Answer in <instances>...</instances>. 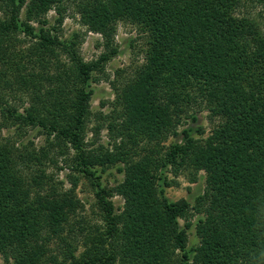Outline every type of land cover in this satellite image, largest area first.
I'll return each mask as SVG.
<instances>
[{
	"label": "trees",
	"instance_id": "trees-1",
	"mask_svg": "<svg viewBox=\"0 0 264 264\" xmlns=\"http://www.w3.org/2000/svg\"><path fill=\"white\" fill-rule=\"evenodd\" d=\"M74 2L81 24L104 38L95 61L81 56V36L68 40L49 25L53 10L63 25L65 0H0V130L39 128L47 140L40 148L0 140V256L8 264H264V0L257 18L240 14L242 0ZM121 22L136 26L148 49L115 91L121 122L112 131L124 139L96 152L87 139L93 84L118 52ZM198 110L219 120L206 138L203 127H187ZM170 138L179 140L164 146ZM117 164L123 182L104 187L98 168ZM182 170L194 181L205 174L194 205L165 195L168 175ZM81 178L94 188L100 225L82 215ZM194 225L200 241L190 248Z\"/></svg>",
	"mask_w": 264,
	"mask_h": 264
},
{
	"label": "rangeland",
	"instance_id": "rangeland-1",
	"mask_svg": "<svg viewBox=\"0 0 264 264\" xmlns=\"http://www.w3.org/2000/svg\"><path fill=\"white\" fill-rule=\"evenodd\" d=\"M243 6L240 10V14L248 15L252 17H258L261 14L263 6L258 0H242ZM65 13L64 23L62 26L59 25V16L55 13V10L51 11L48 15L49 25L52 29H57L61 36L71 40L76 34L81 36L80 42L82 45L79 46L80 54L83 59L87 62L97 60L104 52V38L97 33H93L83 26L80 22V15L76 8L74 0H65ZM114 48L118 49L115 56H112L110 61L105 65L104 72L100 74V83L93 84L94 94L91 101V110L93 117L88 127L89 148L93 151L100 152L110 150L113 147L115 141L120 143L124 138L117 137L116 132L112 131V127L117 125L119 122L118 115L120 116V110L115 101V91L121 90L124 85L132 80L135 71L142 64L145 63L147 46V37L139 31V29L131 24L130 22H121L118 25L116 39L114 42ZM118 113H117V111ZM198 121L192 122L189 118L187 127L197 129L203 127L206 130L205 138L210 134L211 129L218 124V119L209 118V113L206 110H198L197 112ZM2 116L0 114V127L2 126ZM186 127V128H187ZM183 128H180V131ZM0 140L4 138L11 139L16 142L17 145L21 143H34L35 147L40 148L46 145L45 132L42 129L36 128L17 131L15 128L0 130ZM117 137L116 139H113ZM179 138H170L164 146L168 147L171 144L177 142ZM126 143L132 146L131 142ZM163 146V149H165ZM142 147L138 146L136 152H141ZM102 148V149H101ZM57 150H52V153ZM72 155L73 152H70ZM59 156V161H63ZM49 172L56 173V167L51 166ZM122 164L108 167L107 169L98 168V174L101 177V181L104 187L109 189H115L124 180V174L120 171ZM68 171L60 173V180L65 181ZM170 180V187H165V195L171 202H178L180 200H187L191 205L195 204V200L198 196L202 195L205 189V174L202 172L198 175L197 180L194 179V174L189 170H182L179 175L175 176L172 173L168 175ZM66 188H69L66 183ZM77 194L81 202L85 205V212L82 213L86 218L92 221L93 224H101L100 211L97 207L95 191L92 184L85 178H81L80 184L77 189ZM115 210L117 214H121L125 207V200L122 196L117 193L112 198ZM199 216H195L193 222L197 220ZM181 228H184L185 222L179 220ZM189 247L194 248L199 245V238L196 235L195 225L188 231ZM0 264H8L4 257L0 256Z\"/></svg>",
	"mask_w": 264,
	"mask_h": 264
}]
</instances>
